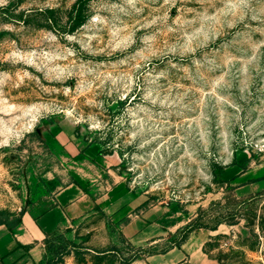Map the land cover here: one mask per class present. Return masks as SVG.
Listing matches in <instances>:
<instances>
[{
	"label": "rangeland",
	"instance_id": "obj_1",
	"mask_svg": "<svg viewBox=\"0 0 264 264\" xmlns=\"http://www.w3.org/2000/svg\"><path fill=\"white\" fill-rule=\"evenodd\" d=\"M75 1L0 0V219L100 171L79 155L99 143L111 184L187 222L136 247L98 209L51 236L43 264H134L197 228L203 264H264V0H90L69 32Z\"/></svg>",
	"mask_w": 264,
	"mask_h": 264
},
{
	"label": "crops",
	"instance_id": "obj_2",
	"mask_svg": "<svg viewBox=\"0 0 264 264\" xmlns=\"http://www.w3.org/2000/svg\"><path fill=\"white\" fill-rule=\"evenodd\" d=\"M79 155L85 163L99 164L100 171L77 170L74 179L59 188L53 203L39 210L31 205L21 214L14 231L0 224V264H43L46 241L55 234L74 231L78 224L101 210L124 239L136 247L159 244L183 223L176 212L164 203H153L149 196L116 179L115 155L101 153L99 143L80 146ZM92 166V165H90ZM189 220V219H188ZM202 228L191 230L180 244L142 254L134 264H203L207 262L205 244L210 239Z\"/></svg>",
	"mask_w": 264,
	"mask_h": 264
},
{
	"label": "trees",
	"instance_id": "obj_3",
	"mask_svg": "<svg viewBox=\"0 0 264 264\" xmlns=\"http://www.w3.org/2000/svg\"><path fill=\"white\" fill-rule=\"evenodd\" d=\"M89 4H90V0H76L74 2V4L71 6V8L66 11L67 19L69 22V26H68L67 30L69 32L75 31L76 29L81 27L88 20V18L90 16ZM37 14L39 15L40 19L42 20V22L44 24L43 26L49 27V28H54V27L59 25V21L57 19V10L56 9H54V8L40 9L37 11ZM100 152L102 153L103 149ZM23 212H24V210L21 211V214ZM21 214L17 218H15L11 221L8 219H0V224H5V225H7V227H9V229L14 231L15 228L21 222V218H20ZM191 230H189V231H191ZM186 236H187V234L185 236H183L175 244H177V245L180 244V242L182 240H184ZM50 238L47 239V241H46L47 246L51 242ZM48 264H50V262Z\"/></svg>",
	"mask_w": 264,
	"mask_h": 264
},
{
	"label": "built area",
	"instance_id": "obj_4",
	"mask_svg": "<svg viewBox=\"0 0 264 264\" xmlns=\"http://www.w3.org/2000/svg\"><path fill=\"white\" fill-rule=\"evenodd\" d=\"M255 151L264 158V140L258 141L256 143Z\"/></svg>",
	"mask_w": 264,
	"mask_h": 264
}]
</instances>
